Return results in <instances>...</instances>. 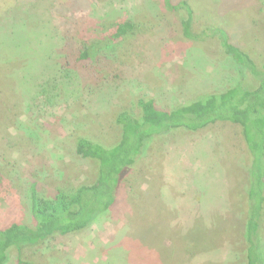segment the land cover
Segmentation results:
<instances>
[{
  "label": "rangeland",
  "instance_id": "1",
  "mask_svg": "<svg viewBox=\"0 0 264 264\" xmlns=\"http://www.w3.org/2000/svg\"><path fill=\"white\" fill-rule=\"evenodd\" d=\"M187 1L193 31L222 27L264 63V0ZM185 16L163 0H0V228L33 224L32 182L42 197L94 182L98 160L76 153L78 136L120 142L116 118L140 115L139 98L170 111L257 85L218 38H187ZM125 20L106 50L74 64L79 47ZM249 167L240 123L174 128L148 143L90 226L25 247L21 263L11 249L3 264H247ZM260 232L264 242V211Z\"/></svg>",
  "mask_w": 264,
  "mask_h": 264
},
{
  "label": "trees",
  "instance_id": "2",
  "mask_svg": "<svg viewBox=\"0 0 264 264\" xmlns=\"http://www.w3.org/2000/svg\"><path fill=\"white\" fill-rule=\"evenodd\" d=\"M169 10H184V35L192 40L218 38L221 47L240 70L250 72L257 80L254 87L236 83L230 88L209 93L189 104L170 111L160 109L154 99L139 98L140 115L121 111L116 121L121 126V141L105 146L79 135L76 153L82 158L98 160V175L94 182L82 184L73 192L56 189L49 197L38 193L37 183L30 189L33 224L12 223L0 228V264L6 261L11 249H16L19 263L25 247L36 246L55 235H66L90 226L117 200L124 177L139 162L148 143L174 128L198 130L217 121H231L243 126L249 152L250 185L246 197L247 221L244 238L247 245V264H264L263 238L260 227L264 211V63L259 65L222 27H206L201 32L192 29L193 9L187 0H163ZM131 27L130 21H120L110 32L92 44L79 47L74 64L94 60L102 50ZM66 59L68 64L71 60Z\"/></svg>",
  "mask_w": 264,
  "mask_h": 264
}]
</instances>
